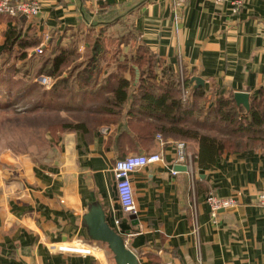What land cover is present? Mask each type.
Returning <instances> with one entry per match:
<instances>
[{"label":"crops","instance_id":"obj_1","mask_svg":"<svg viewBox=\"0 0 264 264\" xmlns=\"http://www.w3.org/2000/svg\"><path fill=\"white\" fill-rule=\"evenodd\" d=\"M38 1V16L8 15L11 19L0 21V52L16 24L12 18L26 20L25 30L42 39L38 48L49 50L51 41L66 45L72 33L82 32V10L96 18L103 3L104 14L116 9L123 16L110 31L135 25L153 52L174 69L181 66L191 85L206 86L209 96L246 92L257 97L264 87V0H188L178 33L170 0ZM88 46L82 42L78 51ZM127 129L121 122L87 134L64 133L58 141L50 137V151L36 160L0 152V264H117L107 243L92 239L85 222L96 205L138 264H264V207L256 203L264 189L260 149L223 153L213 167L196 162L193 187L185 166L176 164L174 142L180 140L163 143L157 134L149 146H128L117 142ZM187 147L194 155L199 150L195 143ZM153 152L163 161L130 175L136 214L126 213L114 167L128 155ZM211 192L236 199V206L214 218L207 202ZM61 246L91 252H61Z\"/></svg>","mask_w":264,"mask_h":264},{"label":"trees","instance_id":"obj_2","mask_svg":"<svg viewBox=\"0 0 264 264\" xmlns=\"http://www.w3.org/2000/svg\"><path fill=\"white\" fill-rule=\"evenodd\" d=\"M100 9L96 18L82 10V32L72 33L66 45L51 41V48H44L42 54L36 53L42 39L25 30L26 20L12 18L16 24L0 52V91L36 97L29 102L35 111H67L46 124L54 141L64 133L87 134L125 122L128 129L118 135L117 142L146 147L157 134L166 141H189L199 145L195 156L201 168L215 166L223 153L259 149L264 153V87L257 97L249 98V110L236 102L233 92L209 96L206 86L191 85L181 66L174 69L153 52L135 25L121 33L110 31L123 16L116 9L104 14L103 3ZM3 18L11 19L1 15L0 21ZM82 42L89 46L80 53ZM41 75L56 80L51 89L36 84ZM183 89L189 90L185 102ZM2 101L8 103V98ZM76 110H83L85 116L75 117ZM33 122L24 127L25 132L45 127ZM45 139L41 153L13 152L36 160L50 151V138Z\"/></svg>","mask_w":264,"mask_h":264},{"label":"built area","instance_id":"obj_3","mask_svg":"<svg viewBox=\"0 0 264 264\" xmlns=\"http://www.w3.org/2000/svg\"><path fill=\"white\" fill-rule=\"evenodd\" d=\"M215 3L219 4L224 0H212ZM172 16H174V27L176 32H179L180 23L183 20L181 16V11L184 6L187 4L188 0H170ZM241 2H237L239 6ZM238 7L236 8V10ZM42 10V4L38 0H0V15H9L11 17H36L40 14ZM37 54H42L43 49L38 48L36 50ZM36 81L42 86L51 88L56 80L49 75H42ZM189 90L183 89L182 100L185 102ZM157 138L164 143L161 135H157ZM176 150V164L185 166L186 172L191 176V183L194 187V173H195V163L197 157L187 152L188 144L184 141L174 142ZM162 155L158 152H153L151 154H135L128 155L125 158H122L117 161L114 167V175L117 179V192L119 195L121 207L124 212L130 214H136V203H135V194H133V184L131 181L130 175L140 168H144L153 163L162 162ZM173 174H177L178 170L173 169ZM207 202L212 210V216L216 218L218 214L225 209L233 208L236 206L237 201L232 197L220 198L213 192H211L207 197ZM256 203L264 207V189L260 191L257 196ZM116 224H119V221H116ZM194 233H199V228L197 224L194 225ZM61 252H75L81 254H89L91 250L81 249L77 247L70 246H61L58 247ZM169 264V263H166Z\"/></svg>","mask_w":264,"mask_h":264},{"label":"rangeland","instance_id":"obj_4","mask_svg":"<svg viewBox=\"0 0 264 264\" xmlns=\"http://www.w3.org/2000/svg\"><path fill=\"white\" fill-rule=\"evenodd\" d=\"M115 31V30H114ZM112 30V32H114ZM119 32V28L115 31ZM124 51H128L127 49ZM81 53V52H80ZM42 76V75H41ZM39 76V77H41ZM39 77L35 79L36 81ZM139 78V72L137 80ZM44 90H49L46 86L39 84ZM3 97L8 98V103L2 101ZM36 97L32 96H11L7 92L0 91V152L5 150L16 152H27L29 149L34 153H41L45 151L46 136L50 135L46 132V124L54 119H58L66 115L67 111H53L50 108L36 109L29 105L31 99L34 101ZM97 110V109H96ZM75 117L82 118L85 115L83 110H76ZM33 121L38 122V125L45 127H34L30 131L25 132L24 127H28V123L34 124ZM184 141V140H180ZM187 144L192 142L184 141ZM39 157H42L40 155Z\"/></svg>","mask_w":264,"mask_h":264},{"label":"water","instance_id":"obj_5","mask_svg":"<svg viewBox=\"0 0 264 264\" xmlns=\"http://www.w3.org/2000/svg\"><path fill=\"white\" fill-rule=\"evenodd\" d=\"M235 100L237 103L243 104L248 110L250 109L248 93H235ZM85 222L92 239L107 243L115 255L117 264H138L135 254L126 247L124 238L113 230L107 222L106 213L102 206H92L85 216Z\"/></svg>","mask_w":264,"mask_h":264}]
</instances>
